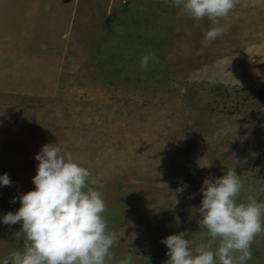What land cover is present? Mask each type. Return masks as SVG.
<instances>
[{"label":"rangeland","instance_id":"obj_1","mask_svg":"<svg viewBox=\"0 0 264 264\" xmlns=\"http://www.w3.org/2000/svg\"><path fill=\"white\" fill-rule=\"evenodd\" d=\"M216 25L171 0H0V215L50 142L89 170L107 230L123 228L111 264H167L160 238L178 231L207 243L194 208L224 169L237 202H264V0H234ZM19 228L0 223V260L23 249ZM250 248L245 264H264V232Z\"/></svg>","mask_w":264,"mask_h":264},{"label":"clouds","instance_id":"obj_2","mask_svg":"<svg viewBox=\"0 0 264 264\" xmlns=\"http://www.w3.org/2000/svg\"><path fill=\"white\" fill-rule=\"evenodd\" d=\"M171 3L191 18H207L214 25L234 7V0ZM223 31L219 25L209 27L204 39L212 41ZM152 55H141L139 67H147ZM34 159V187L18 196L15 211L0 215V223L20 225L15 234L23 233L26 243L22 250L0 260V264H111L112 246L125 236L124 230H107L105 202L99 191L86 183L89 170L74 160L64 145L54 142L42 144ZM9 184L7 173H0V186ZM241 187L234 166L224 169L220 176L202 179L201 198L194 212L209 239L193 250L185 231L161 237L167 264H245L251 259V242L264 232V202L252 194L237 202ZM182 191L180 186L175 189L176 194ZM116 264H131V257L125 255Z\"/></svg>","mask_w":264,"mask_h":264}]
</instances>
